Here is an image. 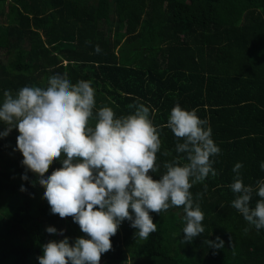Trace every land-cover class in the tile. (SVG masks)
Returning a JSON list of instances; mask_svg holds the SVG:
<instances>
[{"label":"trees","instance_id":"trees-1","mask_svg":"<svg viewBox=\"0 0 264 264\" xmlns=\"http://www.w3.org/2000/svg\"><path fill=\"white\" fill-rule=\"evenodd\" d=\"M4 2L0 99L5 90L14 95L26 85L46 87L48 76L67 73L73 82L91 81L96 107L109 106L117 116L137 101L156 110L161 172L176 155L177 138L164 126L174 105L206 119L221 149L213 158L217 175L190 189L204 215V233L182 242V206L150 212L156 231L140 240L122 221L99 264H264V229L248 225L230 206L228 186L236 162L243 165V183L264 178V0ZM17 135L13 127L0 138V264H38L49 240L68 237L71 244L86 234L71 217L50 212L44 185L13 150ZM58 167L54 160L45 175ZM25 172L28 180H21ZM257 199L254 194L252 205ZM47 226L57 232L47 233ZM216 237L222 248L203 243Z\"/></svg>","mask_w":264,"mask_h":264},{"label":"clouds","instance_id":"clouds-1","mask_svg":"<svg viewBox=\"0 0 264 264\" xmlns=\"http://www.w3.org/2000/svg\"><path fill=\"white\" fill-rule=\"evenodd\" d=\"M129 108L128 114L117 116L109 106L96 107L91 81L73 82L67 73L48 76L46 87L26 85L14 95L3 92L0 124L5 127L0 138L16 128L13 150L21 153L26 172L36 174L44 185L42 195L50 212L71 217L86 234L71 244L68 237L49 240L38 264H99L122 221L130 222L135 238L147 240L157 227L149 213L173 207L182 206L183 243L205 232L203 212L190 189L217 175L213 158L221 149L211 138L208 121L178 104L170 109L164 126L177 138L176 155L163 163L161 172L156 156L161 140L152 119L156 110L139 101ZM54 160L60 167L45 175ZM242 167L241 162L232 167L230 206L259 231L264 229V178L245 184ZM259 167L264 171V162ZM26 172L21 180H28ZM19 190L25 191L24 186ZM254 194L259 199L252 205ZM45 231L52 234L57 229L47 226ZM203 243L219 249L224 242L216 237Z\"/></svg>","mask_w":264,"mask_h":264},{"label":"rangeland","instance_id":"rangeland-1","mask_svg":"<svg viewBox=\"0 0 264 264\" xmlns=\"http://www.w3.org/2000/svg\"><path fill=\"white\" fill-rule=\"evenodd\" d=\"M3 12V14L1 13ZM7 12V2L0 4V22H4V13ZM0 61H5V56L0 52Z\"/></svg>","mask_w":264,"mask_h":264}]
</instances>
